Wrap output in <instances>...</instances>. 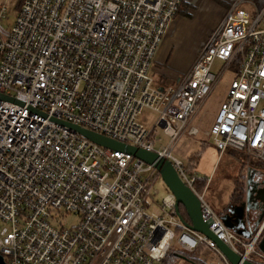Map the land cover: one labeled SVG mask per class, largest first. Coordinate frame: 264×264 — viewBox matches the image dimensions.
Returning <instances> with one entry per match:
<instances>
[{"label": "built area", "instance_id": "obj_1", "mask_svg": "<svg viewBox=\"0 0 264 264\" xmlns=\"http://www.w3.org/2000/svg\"><path fill=\"white\" fill-rule=\"evenodd\" d=\"M183 1L22 0L10 26L1 8L0 254L7 264H176L170 253L187 259L181 253L201 248L213 253L200 255L208 264H232L184 223L172 191L157 198L162 177L153 164L59 120L171 160L217 237L264 264V216L249 240L227 228L198 191L204 177L173 153L200 132L198 112L230 74L205 136L220 155L235 149L264 160V5L235 0L188 71L162 84L156 54ZM145 109L156 113L151 129L140 120ZM157 128L169 145L156 147Z\"/></svg>", "mask_w": 264, "mask_h": 264}, {"label": "rangeland", "instance_id": "obj_2", "mask_svg": "<svg viewBox=\"0 0 264 264\" xmlns=\"http://www.w3.org/2000/svg\"><path fill=\"white\" fill-rule=\"evenodd\" d=\"M202 1V4H194L192 2V5H189L184 3L178 14V16H183L189 19L184 22L185 28L182 29L181 40L177 44V48H181V51L176 53L178 54L179 63H183L189 56L190 52L198 47L208 26H210L215 19L217 8L219 6H226L227 10L229 7V4L225 5L221 0H214L212 2L213 4L209 3L210 1L208 0ZM214 3H216V5L219 4V6L216 8ZM21 4L22 0H0V10L3 7L6 8L4 18L2 17V23L4 25L10 26L13 24L20 10ZM244 7L252 9V7L247 4L244 5ZM221 64L222 62L217 60L215 69L219 68ZM165 66L166 64L161 65L160 67L164 68ZM170 66L171 70H168L170 73L167 76V82L175 84L182 75H184V71H181L182 67L177 64ZM231 76L232 75L230 74L225 75L212 96L198 112L195 123L200 132L183 137L173 149L174 155L178 156L186 163L193 162L191 160H195L196 157H198V153H200L198 159L192 164L194 168L193 173L195 175L199 174L207 176L211 179V183L208 185L205 195L207 201L219 214L224 212V209H226L229 203V197L234 190V181L238 176L242 163L249 164V167H247V169H249L253 167L250 164L255 162L253 160L255 159L254 157L245 153H240L241 151L235 149H229L224 154L220 155L219 150L213 145L212 140L205 136V131L209 129L213 121L214 112L226 97L227 81ZM155 119L156 113L149 109H145L140 115V120L150 129L152 128ZM155 137L157 148L169 145L170 137L165 134L161 128L156 129ZM258 170L264 172L262 167ZM155 189L158 191L157 198L159 200H162L169 191L167 185L161 179L156 182ZM74 221H76L74 217L66 219V223L68 224ZM247 240H249V238ZM212 256L213 253L210 251L202 253V257L210 258ZM173 261L176 264H192L189 259H182L181 257H176ZM203 263L208 264L205 261H203Z\"/></svg>", "mask_w": 264, "mask_h": 264}, {"label": "water", "instance_id": "obj_3", "mask_svg": "<svg viewBox=\"0 0 264 264\" xmlns=\"http://www.w3.org/2000/svg\"><path fill=\"white\" fill-rule=\"evenodd\" d=\"M0 96L3 95L0 94ZM59 122L69 126L74 131L83 134L98 144L115 150L129 152L139 159L153 164L160 172L162 180L167 185L168 189L176 196L177 212L188 227L202 232L210 239L214 240L218 248L232 264H257L232 250L211 230V223L202 218L201 201L199 197L183 181L171 160L158 152L123 143L80 125L64 120H59ZM246 193L248 198L247 201L244 200L239 205L227 206L226 211L221 215L226 227L242 236H250L258 227L264 216V172L253 167L248 169L246 175ZM252 201L255 203H251ZM258 203L261 205L258 206ZM181 206L185 208L188 219L182 215L180 210ZM259 248L264 252V233L259 241ZM0 264H7L1 254Z\"/></svg>", "mask_w": 264, "mask_h": 264}, {"label": "crops", "instance_id": "obj_4", "mask_svg": "<svg viewBox=\"0 0 264 264\" xmlns=\"http://www.w3.org/2000/svg\"><path fill=\"white\" fill-rule=\"evenodd\" d=\"M208 1H210L209 3H212L214 0H208ZM221 1H223V3H225V5L229 4V7H228V9H229L235 0H221ZM192 2L194 4H196V3L202 4L203 3L202 0H184L183 3L181 4L180 10L182 8V5H184V3L192 5ZM214 4L216 5V3H214ZM218 6H219V4L216 5V8ZM228 9L226 10V6H219L217 8V14L215 16V19L213 20V23L210 26H208L207 30L205 31L204 35L202 36V39H201L198 47L190 52L189 56L187 57V59H185V61L183 63L182 62L179 63L178 54H176V53L181 51L180 47L177 48V44L181 40L182 29L185 28L184 22L186 20H189V19H187L183 16H178V15L176 16V18L171 22V24L168 28V31H167L165 37L163 38L162 43H161V45L157 51L156 58H155V68H154L155 70H154V72L156 74L155 76L157 77V79L160 83H162V84L170 83V82H167V80H168L167 76L170 73L168 70H171L170 65L177 64L178 66L182 67L181 71H184V74L188 71V69L191 67V65L195 61L200 48L207 41V39L209 38V36L213 32V30L222 21L223 17L225 16L226 12L228 11ZM164 64H166V66L164 68L160 67L161 65H164ZM160 75H161V77H160ZM187 164L193 168V165H192L193 162H189ZM203 177H204V179L209 178L207 176H203ZM210 183H211V180L209 181V183L206 182L202 191H204V190L206 191V189H208V185H210ZM198 191L201 192V190H199V189H198ZM249 237L250 236H245V238H249Z\"/></svg>", "mask_w": 264, "mask_h": 264}, {"label": "trees", "instance_id": "obj_5", "mask_svg": "<svg viewBox=\"0 0 264 264\" xmlns=\"http://www.w3.org/2000/svg\"><path fill=\"white\" fill-rule=\"evenodd\" d=\"M259 8H261L264 5V0H253ZM180 12V10H179ZM240 153H245L244 151H241ZM200 156V153H198V157ZM198 157H196L195 160H191L193 162H195ZM255 162H253L252 164H250L251 166H253V168H257L260 169L261 167L264 169V160H257V159H253ZM249 165V164H248ZM247 164H245L244 162L242 163L241 167H240V171L238 173L237 178L234 181V190L232 192V194L230 195L229 201L231 202H237L240 198H242L245 194V181H246V175H247V167H249ZM192 168V167H191ZM207 182V178H203L202 180L197 182V188L199 190H203L205 184ZM181 213L182 215L188 219L186 210L183 206L180 207ZM226 211V209H224V212ZM224 212H222V214H224ZM220 214V215H222ZM202 253V248L198 249L197 251L193 252V253H181L183 255H185L187 257V259H189L190 262H193L194 264H206L203 263L202 259L200 258V255ZM180 254V252L178 253H170L169 255V259L168 261H173L176 257H178V255Z\"/></svg>", "mask_w": 264, "mask_h": 264}, {"label": "flooded vegetation", "instance_id": "obj_6", "mask_svg": "<svg viewBox=\"0 0 264 264\" xmlns=\"http://www.w3.org/2000/svg\"><path fill=\"white\" fill-rule=\"evenodd\" d=\"M247 193H246V191H245V194H244V196L242 197V198H240L237 202H231V201H229V203H228V205L227 206H230V205H236V204H241L244 200L245 201H247ZM251 203H255L254 201H252ZM257 203V202H256ZM258 206H260L261 204L260 203H258L257 204Z\"/></svg>", "mask_w": 264, "mask_h": 264}]
</instances>
